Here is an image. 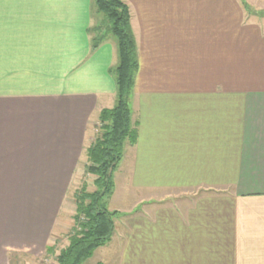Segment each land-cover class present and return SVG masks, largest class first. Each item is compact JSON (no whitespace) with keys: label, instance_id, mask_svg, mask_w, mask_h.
<instances>
[{"label":"crops","instance_id":"0c3cea01","mask_svg":"<svg viewBox=\"0 0 264 264\" xmlns=\"http://www.w3.org/2000/svg\"><path fill=\"white\" fill-rule=\"evenodd\" d=\"M124 1L147 194L83 264H264V19L239 0ZM92 20V0H0V264L43 255L115 103L117 45L93 48Z\"/></svg>","mask_w":264,"mask_h":264},{"label":"trees","instance_id":"16d2710c","mask_svg":"<svg viewBox=\"0 0 264 264\" xmlns=\"http://www.w3.org/2000/svg\"><path fill=\"white\" fill-rule=\"evenodd\" d=\"M96 21L91 24V46L108 37L117 45V62L109 71L115 81V103L102 108L95 133L85 148V171L93 176V190L85 186L74 192L73 225L67 244L55 254L56 264H83L94 251L107 244L115 232V216L109 200L114 190V173L126 146L137 138L131 100L138 68L136 40L131 28V11L124 0H92ZM45 252L54 248L46 245Z\"/></svg>","mask_w":264,"mask_h":264},{"label":"rangeland","instance_id":"374dc122","mask_svg":"<svg viewBox=\"0 0 264 264\" xmlns=\"http://www.w3.org/2000/svg\"><path fill=\"white\" fill-rule=\"evenodd\" d=\"M244 12L245 18L251 20H261L264 19V0H239ZM97 16L93 14L92 24L96 21ZM92 129L94 135L95 129ZM92 135V137H93ZM131 151L130 145L126 146L123 159L119 162L118 168L114 173L115 189L114 195L110 198L109 204L112 208L125 211L126 214L122 217L115 216V232L118 233L122 225V222L129 217L127 214L132 210L133 200L138 196L147 194L146 188H133L131 185ZM85 166V165H84ZM129 168V169H128ZM85 186L86 190H93V176L85 171V168L81 167L75 173L71 183L65 189V194L62 196L60 213L57 216V226L55 227L49 242L47 245H51L54 248L53 253L44 252L41 257L31 259L30 257L14 256L12 259L15 260L14 264H56L55 254L58 250L64 247L68 242V234L73 225L72 216L74 214L75 204H74V192ZM110 207V209H111ZM104 249V248H102ZM100 255L104 256L99 251L96 252V258L91 260L93 263L94 259H99ZM105 259V258H104ZM90 263V262H88Z\"/></svg>","mask_w":264,"mask_h":264}]
</instances>
